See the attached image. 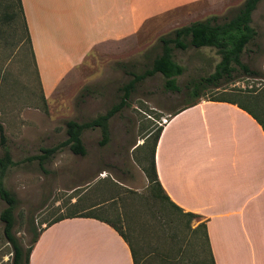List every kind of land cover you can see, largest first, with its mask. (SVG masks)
Returning a JSON list of instances; mask_svg holds the SVG:
<instances>
[{
	"label": "rangeland",
	"instance_id": "1",
	"mask_svg": "<svg viewBox=\"0 0 264 264\" xmlns=\"http://www.w3.org/2000/svg\"><path fill=\"white\" fill-rule=\"evenodd\" d=\"M242 1L200 2L167 12L147 23L138 36L91 50L69 79L45 97L15 0H0V126L14 162L1 182L20 201L12 232L24 248L31 225L39 230L60 216L93 207L91 213L113 223L125 236L138 264H210L202 230L197 227L201 220H190L152 196L144 170L155 129L168 119L165 113L171 115L191 101L184 89L188 80L213 72L219 61L215 49L173 51V61L183 68L174 78L179 91L165 90L159 74L139 83L128 105L108 120L105 144L99 145L97 128L82 133L84 157L63 149L44 166L47 173L27 159L40 147L64 140V121L83 122L118 102L117 88L130 77L116 62L131 64L132 71L140 73L146 64L143 54L156 45L159 36L209 16L221 18ZM250 27L257 33L255 46H248L241 60L264 74V0L252 12ZM84 87L89 93L82 91ZM240 97L264 127V79L239 77L203 93L204 99ZM4 207L0 201V211ZM0 264H10L1 222Z\"/></svg>",
	"mask_w": 264,
	"mask_h": 264
},
{
	"label": "crops",
	"instance_id": "2",
	"mask_svg": "<svg viewBox=\"0 0 264 264\" xmlns=\"http://www.w3.org/2000/svg\"><path fill=\"white\" fill-rule=\"evenodd\" d=\"M212 1L20 0L42 93L69 79L94 48L126 42L177 8ZM172 114L165 113L152 157L164 194L201 220L212 264H264L261 122L234 103L204 98ZM92 210L43 226L28 264H132L125 236Z\"/></svg>",
	"mask_w": 264,
	"mask_h": 264
},
{
	"label": "trees",
	"instance_id": "3",
	"mask_svg": "<svg viewBox=\"0 0 264 264\" xmlns=\"http://www.w3.org/2000/svg\"><path fill=\"white\" fill-rule=\"evenodd\" d=\"M260 1L261 0H243L238 6L227 10L226 14L221 18L209 16L203 20L191 22L187 25L175 28L165 35L159 36L156 40V45L143 54L146 64L140 73L133 72L131 64L116 62L115 66L121 70L122 73L130 77L125 84L117 88V92L120 94L118 102L111 105V107L105 110L102 114H98L95 117L89 118L83 122H75L72 120L64 121V140L49 147H40L38 149V153L29 157L27 160L35 161L37 168L42 173H47L44 166L49 164L53 157L63 149H67V151L74 156L84 157L86 155V150L82 143L81 135L85 131L94 130L96 128L99 130L100 134L99 145L105 144L108 139V120L123 107L128 105L126 101L139 83L147 78L153 77L155 74H159L163 78V87L165 90L178 92L179 88L175 85L174 78L183 73V68L176 64L172 59V53L175 50L185 51L191 48L199 49L202 47L213 48L219 56V61L214 66V70L211 74L198 77L196 79H190L185 83L184 89L191 101L177 109V111L172 115L197 104L200 99H203V93L210 88L218 89L223 85L234 82L239 77L264 79V74L262 72L251 68L247 62H242L241 60V56L247 51V47L255 46L257 33L252 27H250V22L251 14L256 9ZM15 4L22 17L23 27L26 31V38L29 44L20 0H15ZM156 50L157 52H155ZM82 91L89 93V88L84 87ZM80 96H82V93L79 94V97ZM244 99L245 98L240 97V99L232 100L222 98L208 100L214 102L234 103L238 108L250 114L254 119H257V117L243 103L245 101ZM261 128L264 132L263 125ZM160 131L161 126L156 128L154 131L152 145L149 151L148 168L144 170L149 184V191L152 196L163 199L178 213L188 219L191 220L193 218H198L197 215L189 212H183L171 203L157 182L152 157L153 148ZM0 149V201L5 204V207L0 211L2 235L10 247V264H28L29 253L42 228L38 230L31 225V237L29 239L28 246L25 248L18 242L12 232L16 223L14 211L19 206L20 201L14 192L6 189L1 182L7 168L14 165V162L11 160L10 152L6 146V139L1 126ZM72 217L88 216H60L45 224L44 227ZM198 226L202 230L203 241L207 255H209L204 225L200 223L197 227ZM128 246L132 264H138L136 254L132 250L129 242ZM208 260L210 264H212L209 257Z\"/></svg>",
	"mask_w": 264,
	"mask_h": 264
}]
</instances>
